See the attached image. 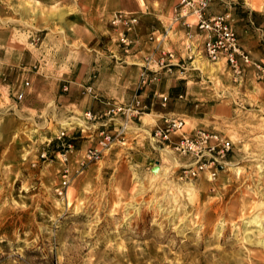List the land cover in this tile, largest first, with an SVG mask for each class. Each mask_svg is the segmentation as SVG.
Returning a JSON list of instances; mask_svg holds the SVG:
<instances>
[{
	"label": "rangeland",
	"instance_id": "rangeland-1",
	"mask_svg": "<svg viewBox=\"0 0 264 264\" xmlns=\"http://www.w3.org/2000/svg\"><path fill=\"white\" fill-rule=\"evenodd\" d=\"M119 1L118 13L137 18L126 47L125 27L108 11L113 0H103L96 37L65 26L96 0H0V264H264V0H216L215 12L231 14L239 45L261 66L241 78L223 59L207 60L198 36L168 26L169 0H134L133 12L125 8L131 0ZM166 30L161 43L149 39ZM178 39L184 46L169 49ZM161 50L178 64L177 84L162 86L183 132L216 133L231 144L212 167L198 170L190 156L156 144L150 110L140 120L106 121L111 138L101 150L100 122H85L87 109L67 100V80L77 78L81 93L93 84L94 100L126 103L138 90L132 75ZM99 63L111 95L95 87L99 69H87ZM64 121L74 123L63 128ZM88 149L97 156L80 166Z\"/></svg>",
	"mask_w": 264,
	"mask_h": 264
},
{
	"label": "built area",
	"instance_id": "built-area-1",
	"mask_svg": "<svg viewBox=\"0 0 264 264\" xmlns=\"http://www.w3.org/2000/svg\"><path fill=\"white\" fill-rule=\"evenodd\" d=\"M214 1L176 0L168 26L170 28L173 27V29L179 25L183 26L185 35L190 40L198 36L201 41L202 53L206 59L214 63L223 59L226 68L234 78H241L245 70L252 65L261 69L260 64L253 61L250 55L239 45L236 32L231 23V14L229 12H215L211 10ZM225 5L231 6V2L225 3ZM127 15V13H118L112 19L113 24H122L125 27L119 38L120 44L124 47L132 43L129 32L137 21L135 16ZM158 34L159 37L155 38L154 32H152L149 39L157 41L159 44L166 38L168 31L166 30L164 33L158 32ZM186 45L189 48L190 44L187 43ZM174 58L175 54L172 50H161L156 58L152 56L147 57L144 68L139 75L138 90L126 103L100 100L104 106L102 110L99 112L84 111L83 120L85 122H92L94 120L100 122L98 128L102 129L98 130V133L101 135L98 143L101 146V150H104L108 146L111 138L110 131L106 129L105 122L113 120V117L116 115H124L127 117V120L136 118L140 120L141 115L145 114V111L149 110V108L143 103L141 92L138 91H142L143 88L159 79L161 71H171L174 66ZM25 85H28V83L25 82ZM83 93L92 96L94 99H98L93 84H87L83 88ZM159 99L161 105L165 106L169 100V95L160 94ZM184 125L185 121L181 115L174 112L164 113L154 122L149 131V136L156 144L162 145L165 149L193 158L196 163L195 168L198 170L207 166L212 167L227 156L231 149V144L228 140L223 139L216 133H205L203 131L186 134L183 132ZM61 136H64L63 132H61L60 136L58 135V139ZM67 153L68 151L60 155L64 161L67 160ZM94 156H97L95 150H86L80 166L84 164L85 160ZM65 172H67V175L63 176L62 188L70 180L67 168ZM58 193L61 195L62 190H58Z\"/></svg>",
	"mask_w": 264,
	"mask_h": 264
},
{
	"label": "crops",
	"instance_id": "crops-1",
	"mask_svg": "<svg viewBox=\"0 0 264 264\" xmlns=\"http://www.w3.org/2000/svg\"><path fill=\"white\" fill-rule=\"evenodd\" d=\"M46 1H52V0H46ZM96 1L98 3L94 4L93 6L90 7V9L86 10V12H84V13H86L84 16L81 15L78 19H76L74 21H70L67 24H65L66 28L67 27L71 28V24H73L75 27L76 26L77 27H81V28L87 27V28H91V30L93 32V34H92L93 36L92 37L99 36L100 35V31H101V30H99L101 28L100 18L102 17V15L103 16L105 15L106 6L103 3V0H96ZM169 2L172 5V6L169 7V10H170V9H172L174 7V4L176 3V0H169ZM218 4L219 3L215 0L212 3L211 10L212 11L219 10L221 7H216V6H218ZM122 6H123V4L121 3V1L113 0V2L109 3V5H108V11L109 12L110 11H113V12L115 11L114 13L121 12V11H123L121 9ZM125 8L128 9V11H126V12H133V11H135L137 9V4H136V2L134 0H131V2L129 4H126ZM180 32H182L181 29H179L175 33L177 35V37L180 35L179 34ZM84 36H85L84 39L86 41H90L89 36H86V35H84ZM135 42L136 43H141L142 42L141 38L139 39L137 37V40H135ZM94 43H97L96 40H94ZM181 43H184V42L181 41L180 39H178L175 42H169L168 43V47H169V49H172V48L178 49V47L180 45L184 46V44H181ZM196 46H199V45H196ZM200 47H202V46L200 45ZM182 48L183 47H181L180 49H182ZM140 52H141V50L138 51L134 56H136ZM144 58H145L144 59V61H145L147 56H145ZM173 63H174V65H178L177 62H173ZM93 68L99 69L98 79H97V82L95 83V87L97 88V90L102 95H105V96L111 95V90H108V87L106 88V85L104 84V80H105L104 77H105V74H106L105 66H102L99 63L97 65H94V66L89 65L87 67V69H90V70L93 69ZM173 69L175 70L174 72H173ZM173 69L171 71H169V72L161 71L160 74H159V76H160L159 79L155 80L149 86L143 88L142 91H141V99H142L143 103L146 106H148L150 111L155 112V114L157 115V119L159 118V116L161 114H164V113H168V112L176 113L175 109L173 107H171V103L168 102V103H166L165 106H162L161 102H160V99H159V95L160 94H168V86H173L174 87L177 84V78L174 75H175V73L177 71H179V69H177V68H173ZM114 70H116V69H114ZM136 74L137 73L135 72L132 75V79L130 80V84H131V87H132L131 90H133V91L136 90L137 86L139 85V75L137 74V76H136ZM163 79L167 82L168 86H166V88L164 86H162ZM67 81H68L69 92L66 95V97H67L68 102L71 103V105H73V104L77 105V106L83 108V111L86 110V109L87 110H89V109L97 110L99 108L102 109V105H101L100 101H96V100H94V98L92 96L80 92L79 86L82 83L81 80H78L77 78H74V79L71 78V80H67ZM114 92H115V90H114ZM129 98H128V96H126V100H128ZM155 104H156V107H153ZM145 116H149V114H145Z\"/></svg>",
	"mask_w": 264,
	"mask_h": 264
},
{
	"label": "bare ground",
	"instance_id": "bare-ground-1",
	"mask_svg": "<svg viewBox=\"0 0 264 264\" xmlns=\"http://www.w3.org/2000/svg\"><path fill=\"white\" fill-rule=\"evenodd\" d=\"M72 123H74V121L73 122H71V121H64V122H62V123H60L61 124V126L64 128H66V126H70ZM81 125V124H80ZM125 126H127V125H125ZM169 154V153H168ZM157 170V168H155V170L154 171H156ZM164 171H166V169H164ZM209 173V176L211 177V178H213V173H210V172H208ZM165 173H163V175H164ZM157 206H158V204H157ZM260 221V219H254V220H252L251 222L252 223H258ZM262 230H264V226H262V228H261ZM261 243L262 244H264V241H261Z\"/></svg>",
	"mask_w": 264,
	"mask_h": 264
}]
</instances>
